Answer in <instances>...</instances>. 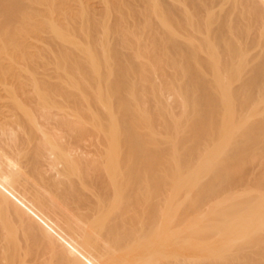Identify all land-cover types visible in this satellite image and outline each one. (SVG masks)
<instances>
[{"label": "bare ground", "instance_id": "obj_1", "mask_svg": "<svg viewBox=\"0 0 264 264\" xmlns=\"http://www.w3.org/2000/svg\"><path fill=\"white\" fill-rule=\"evenodd\" d=\"M98 1L0 0V264H264V0Z\"/></svg>", "mask_w": 264, "mask_h": 264}, {"label": "rangeland", "instance_id": "obj_2", "mask_svg": "<svg viewBox=\"0 0 264 264\" xmlns=\"http://www.w3.org/2000/svg\"><path fill=\"white\" fill-rule=\"evenodd\" d=\"M14 2H16V0H14ZM98 2H99V3H98ZM82 4H83V6L86 5L85 7H90V6H91L90 9H96V8H97L98 10L96 9V12H97V11L99 12L100 10L104 11V7H102V5H100V1H98V0H88V3H87L86 0H83V3H82ZM82 4H80L79 2L76 3V1H74V0H71V1L68 0V8L70 7V9H71V8H72V9H71V11H70V9H68L69 12H66L67 14L63 13V14L60 16V24L62 23L63 25H65V24L67 23V22L64 20V18H63L65 15L67 16L68 14L71 13L70 15H68V17H70V16L73 15V14H77L79 10L81 11V9H82V7H83ZM93 5H94V6H93ZM79 6H80V8H79ZM99 6H100V7H99ZM94 7H95V8H94ZM75 8H76V9H75ZM62 10H64V9H58V12H59V13L64 12V11H62ZM73 10H74V11H73ZM76 10H77V11H76ZM61 11H62V12H61ZM80 11H79V12H80ZM72 12H73V14H72ZM63 15H64V16H63ZM66 16H65V17H66ZM62 20H63V22H62ZM91 21H92V19H91V20H88V21L86 22V24H88L89 27L92 26V25L94 24V22H93L94 20H93L92 22H91ZM64 23H65V24H64ZM91 23H92V24H91ZM43 37H44L45 39H48L49 36H48L47 34H46V35L44 34ZM44 38H43V39H44ZM45 39H44V40H45ZM31 40H32V41H31ZM31 40H30V41H31V43H33V44H32L33 46L41 47L42 49H45V50H47V49L49 50V48H52L51 46H47V44L42 43V38L39 39V38L35 37V38H31ZM46 42H48V40H46ZM53 46H54V48H57V49L59 48V46H58V47L55 46V45H53ZM101 49H103V48L100 47V50H101ZM127 50H129L128 47L125 48V49H123V52H127ZM110 55H111V56H114L113 53H111ZM128 57H129V56H128ZM128 57H127V60H130V57H129V59H128ZM127 60L125 61L124 65H121V64H120L121 67H119L120 65H118V66H117V70H118V69L120 70L123 66L127 65V64L129 63V61H127ZM130 62H132V61H130ZM122 64H123V63H122ZM189 69H190V68H189ZM190 70H191V71L188 70V72H190V74H189L190 76H192V74L197 73V70L194 69V68H191ZM191 73H192V74H191ZM151 75H152V74H151ZM190 76H189V77H190ZM151 77H152L154 80H156V79L158 78V74H153ZM236 83H237V82L234 83V87H235V86H238V85L240 84V82H238L237 85H236ZM241 190H243V189H241Z\"/></svg>", "mask_w": 264, "mask_h": 264}]
</instances>
